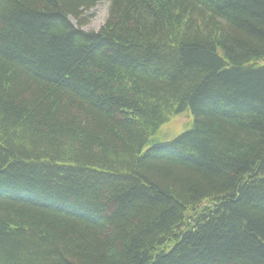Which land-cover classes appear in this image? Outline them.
<instances>
[{
    "label": "trees",
    "instance_id": "1",
    "mask_svg": "<svg viewBox=\"0 0 264 264\" xmlns=\"http://www.w3.org/2000/svg\"><path fill=\"white\" fill-rule=\"evenodd\" d=\"M99 1L0 0V264H264V0Z\"/></svg>",
    "mask_w": 264,
    "mask_h": 264
},
{
    "label": "rangeland",
    "instance_id": "2",
    "mask_svg": "<svg viewBox=\"0 0 264 264\" xmlns=\"http://www.w3.org/2000/svg\"><path fill=\"white\" fill-rule=\"evenodd\" d=\"M109 10L110 1H99L89 11L83 13L82 17L85 19V22L82 24L83 29L87 31L100 30V28L104 25L106 19L108 18ZM71 20L79 26V23L75 19L72 18ZM191 119L192 115H189L188 113H183L181 115L173 117L168 123L163 126V136L161 137L163 139H172L185 130L187 124L191 121Z\"/></svg>",
    "mask_w": 264,
    "mask_h": 264
}]
</instances>
